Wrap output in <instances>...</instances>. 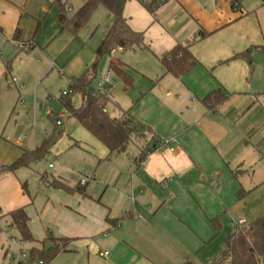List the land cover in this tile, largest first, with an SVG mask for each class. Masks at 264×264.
Segmentation results:
<instances>
[{
	"label": "crops",
	"instance_id": "0c3cea01",
	"mask_svg": "<svg viewBox=\"0 0 264 264\" xmlns=\"http://www.w3.org/2000/svg\"><path fill=\"white\" fill-rule=\"evenodd\" d=\"M52 1L0 0V222L12 228L10 213L24 208L34 237L25 242L30 249L59 245L46 264H212L216 250L219 258L226 249L225 237L238 227L233 219L248 224L264 214V181L250 172L264 137H257L260 120L253 115L257 97L249 84L250 57L242 54L261 40L254 13L243 0L234 13L217 7L218 0H167L157 18L168 35L159 45L163 52L154 53L160 67L149 61L137 74L119 58L110 60L129 71L133 82L127 85L113 70L130 98L123 108L112 98L111 85L108 95L120 115H110L108 104L106 112L111 118L128 112L146 138L139 142L135 132L125 151L109 156L89 130L84 141L69 137L67 158L76 160L77 171L72 177L45 171L44 181L40 175L32 188V164L8 166L40 145L32 126L38 122L33 119L41 80L56 68L70 85L72 76L94 60L96 49L65 27ZM60 1L67 9V0ZM177 43L187 44L198 60L182 76L164 73L160 61ZM217 89L228 98L212 111L203 98ZM21 104L26 115L12 118ZM53 112L66 117L65 110ZM44 114L55 118L46 109Z\"/></svg>",
	"mask_w": 264,
	"mask_h": 264
},
{
	"label": "trees",
	"instance_id": "16d2710c",
	"mask_svg": "<svg viewBox=\"0 0 264 264\" xmlns=\"http://www.w3.org/2000/svg\"><path fill=\"white\" fill-rule=\"evenodd\" d=\"M128 0H87L76 13L68 15L65 4L60 0H53L52 5L58 11L60 21L69 27L74 33H78L88 21L92 12L99 3L104 4L113 20L104 38L95 49V58L87 66L86 70L78 76H72L70 88L71 93H62L61 101L70 114L75 117L87 130L93 133L109 149V156L118 154L126 150L132 141V135L137 132L139 140L143 141L146 137L141 132L140 125L128 113L124 112L119 118H111L105 108L110 101L108 90L93 94L91 88L98 76V66L103 55L111 53L114 49L125 50L135 48L145 44L143 32L134 30L124 15L125 4ZM151 6L150 4H146ZM205 36L206 32L201 31ZM251 48H247L242 54L250 57ZM241 54V55H242ZM164 73H172L175 76H182L195 65L198 60L189 50L187 44L177 43L160 58ZM251 63V57L249 59ZM110 68L121 75L127 85L133 82L129 71L122 68L120 64L110 62ZM79 94L81 102L76 105L73 95ZM228 98V93L222 89L209 92L203 102L212 111ZM55 122V118L53 119ZM56 126L57 123L55 122ZM144 137V138H143ZM149 140V139H148ZM151 139L150 141H152ZM148 141V142H150ZM56 142L55 136L46 137L43 142L33 149H27L8 167L12 170L24 166H30L33 162L45 157L50 153L52 144ZM157 144H153L155 148ZM47 177L46 173L41 174V179ZM62 181L54 179L55 185H61ZM245 191H239L243 195ZM12 224L16 227L19 240L22 242H33L34 237L29 229V217L24 208H19L10 213ZM226 249L222 255L212 264H264V214L251 223L238 226L237 229L225 237ZM58 245L52 247H40L33 245L30 249L31 260L44 259L48 262L57 252ZM187 264H192L188 262Z\"/></svg>",
	"mask_w": 264,
	"mask_h": 264
},
{
	"label": "rangeland",
	"instance_id": "374dc122",
	"mask_svg": "<svg viewBox=\"0 0 264 264\" xmlns=\"http://www.w3.org/2000/svg\"><path fill=\"white\" fill-rule=\"evenodd\" d=\"M87 0H67L66 7L69 15H73L78 8L84 4ZM208 1V0H207ZM207 1H203V3H207ZM231 0H218V6H222L226 8L229 12H237L233 10L230 5ZM243 4L245 8L252 11L255 15V19L259 24V30L261 40L258 41L259 44H255L251 47V75L249 77V84H251L252 90L255 92V97H257L255 106L253 108L254 119L260 120V125L257 127V137H264V0H243ZM69 6L71 8L69 9ZM160 6H156L153 4L152 6H147L146 3L142 0H128L125 4L124 15H126L130 26L138 31L143 32L145 44L141 46H136L135 48H128L122 51H118L115 57H112L109 53L103 55L102 59L99 62L98 73H104L107 70H110L111 75V85L112 91L111 96L113 99H116L120 102L121 106L124 108V104L129 100L130 93L129 90H124L122 79L117 76V74L110 68L109 63L112 58H119L120 60L128 63L130 66L136 68L140 74L139 70H146L149 66V61H151L150 66L152 67H160L159 59L155 56L154 53L160 54L163 52L164 47L159 49V45L162 42L163 38L168 37L163 27L158 26L157 18L158 15H161ZM175 15V11L167 13L164 19H170ZM113 17L109 14L108 9L102 3H99L88 21L85 23L83 28L79 31V38L83 39V41L93 49L101 42L106 31L110 24L112 23ZM154 63V64H153ZM136 74V75H137ZM99 81V77L94 80V83ZM41 85L44 86L41 90L39 89L36 94L37 105L36 111L38 122L32 126L33 129L37 131L36 138L38 140V144H41L46 137L55 136L56 143L52 144V151L48 153L42 159L33 162L31 167L28 168V182L33 188V185L37 188V183L39 177L45 171L50 175H54L57 170H61L62 173L66 177H72L77 171L76 168H79L76 165V160L71 158H67L69 147L68 140L69 137H74L78 140L84 141L85 138L91 137L90 132L75 118L70 116L66 108L64 107L61 96L62 92L65 88H68L70 85L67 84V81L63 75H60L58 70L55 68L47 75H45L41 80ZM127 91V92H126ZM23 97V96H22ZM74 103L78 105L81 102V97L79 94L73 95ZM34 102V101H33ZM31 105V119H33L34 115V103ZM23 104V103H22ZM21 106L20 108L16 107L12 112V118L14 112H18L16 114V118H20L22 115H26V112L23 111ZM109 114L112 116L120 115V108H116L113 101H109L108 103ZM52 109L56 113L65 110L66 117L63 118V122L61 125L56 126L55 122L44 114L45 109ZM111 108H114L111 110ZM116 108V109H115ZM127 108V107H125ZM20 111V112H19ZM23 117V116H22ZM11 118V119H12ZM30 119V120H31ZM13 120V119H12ZM46 136V137H45ZM136 138L137 135H134ZM138 138H136L137 140ZM139 142H141L138 139ZM133 147V144L131 145ZM264 145H261L259 148L260 155L257 161V164L254 166L251 173H255V176L258 177L261 181H264ZM52 163L56 167L48 168V164ZM261 194L264 193L260 191ZM264 199V194L262 196ZM229 227H227L228 229ZM232 228H229V231ZM6 233V235L4 234ZM15 236L17 240H19L18 232L16 227L13 225L12 228H9V224L4 225V222H0V264H13L12 255L17 250V245L13 244L11 238ZM31 244L22 242V249L24 252L29 253ZM223 246V244H222ZM216 247H221L216 245ZM223 248V247H222ZM217 253L215 257L211 260V262H215L220 253V250H216ZM222 252V251H221ZM220 256V255H219ZM210 262V263H211ZM207 264V263H203ZM209 264V263H208Z\"/></svg>",
	"mask_w": 264,
	"mask_h": 264
},
{
	"label": "built area",
	"instance_id": "2783aa9c",
	"mask_svg": "<svg viewBox=\"0 0 264 264\" xmlns=\"http://www.w3.org/2000/svg\"><path fill=\"white\" fill-rule=\"evenodd\" d=\"M144 1L146 4H150L151 6L153 4H155L156 6H161L163 5L167 0H142ZM232 7L237 10L240 8L241 6V0H232ZM21 48H29L30 45L28 43H21ZM114 51H112V54H113ZM17 78L16 77H13V81H16ZM111 86V75H110V70H107L106 72L103 73L102 75V78L100 79V81L94 86L91 88V91L93 94H98L100 92H103V91H106V90H109ZM72 92V89L71 88H68L66 89L63 93H71ZM19 102H22V100L20 99ZM106 110V109H105ZM46 112L49 114V115H52L55 117V122L57 123V125L61 124L62 122V117H63V113H60V114H55L53 112V110L51 109H46ZM16 114H18V112H14V115L13 117H16ZM33 123L35 124L36 123V117H34L33 119ZM21 137H19V139H21ZM86 177H83L80 181V183L82 185H84L86 183ZM232 224L234 225H238V226H242V225H246L247 224V221L245 218H240V219H233L232 221ZM13 244H16L17 245V250L16 252L12 255V261H13V264H46V261L44 259H35V260H31V257H30V252L29 253H26L23 251L22 249V241L20 240H17L16 238H11ZM59 247V245H58ZM105 254H108V252L106 251Z\"/></svg>",
	"mask_w": 264,
	"mask_h": 264
}]
</instances>
